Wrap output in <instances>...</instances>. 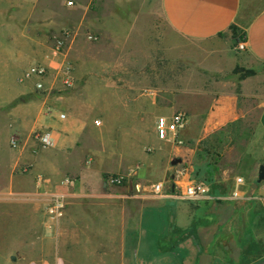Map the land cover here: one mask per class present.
I'll use <instances>...</instances> for the list:
<instances>
[{
    "label": "crops",
    "instance_id": "obj_1",
    "mask_svg": "<svg viewBox=\"0 0 264 264\" xmlns=\"http://www.w3.org/2000/svg\"><path fill=\"white\" fill-rule=\"evenodd\" d=\"M257 3L258 6L252 0H161V9L171 29L191 41L210 43L226 37L236 43L233 26L245 33V49H227L224 57L233 69L239 66L258 74L264 67V0ZM9 47L17 49V40ZM15 49L8 50L6 59L0 61L4 71L0 70V106L13 107L16 125L23 132L31 127L29 119L32 132L39 127L51 128L54 145L45 149L32 135L22 133L21 145L9 167L20 166L24 175L11 173L9 183L0 186V264H57L51 260L56 255L50 248L54 242L52 221L43 212L50 194L60 189L65 177L73 175L76 181L72 189L65 190L66 202L76 204L84 190L96 195L105 175L118 174L128 175L129 179L134 176L138 189L152 190L153 183H163L170 192L152 196L151 205L145 204V197L136 201L141 210L135 220L138 227L130 238V229L126 228L129 201H121L122 247L116 253L107 248L108 254L121 257L119 264H264V181H257L259 167L264 165V84H259L255 97H251L248 86L253 76L239 84L220 82L219 88L226 89L214 92L211 99L206 97L199 108L190 101L187 91L177 93L176 84L159 82L152 86L147 84L149 78L141 67L137 72L129 66L124 70L120 64L125 59H106L105 67H93L89 73L73 70L70 87L53 69L46 91H39L36 79L24 76L31 65L44 61L32 59L29 65L24 60L27 53ZM129 61L130 58L127 63L131 64ZM84 63L103 62L90 58ZM50 64L58 68L57 63ZM156 75L162 79V74ZM244 97H263L247 146L257 179L235 177L230 185L194 178L197 146L245 116L240 108ZM18 99L21 102L17 104ZM180 112L187 115V125L177 135L160 139L157 119H170ZM95 120L100 124L96 125ZM176 158L181 163L172 165ZM151 163L157 164L154 174L147 167ZM191 182L206 186L208 194L186 198L183 191ZM212 184L219 186L213 188ZM80 185H84L83 189Z\"/></svg>",
    "mask_w": 264,
    "mask_h": 264
},
{
    "label": "rangeland",
    "instance_id": "obj_2",
    "mask_svg": "<svg viewBox=\"0 0 264 264\" xmlns=\"http://www.w3.org/2000/svg\"><path fill=\"white\" fill-rule=\"evenodd\" d=\"M69 1L73 5H69ZM257 1L252 0L258 6ZM161 8V0H0V61L6 59L8 50L15 49L10 48L9 44L17 40L15 50L27 53L24 56L27 64L36 59L57 63L59 67L60 60L52 59L49 55L50 48L61 39L74 70L89 73L93 67H105L106 59H125L120 69L126 70L129 66L137 72L138 68H142L141 71L149 78L147 84L152 86L159 82L164 85L172 82L176 84L177 93L187 91L190 101L196 102L199 108L210 95L226 89L219 88L220 82L240 83L230 61L224 57L227 49L234 51L235 42L226 37L210 43L185 39L171 29ZM211 51L219 52L210 55ZM90 58L103 63H84L89 62ZM128 58L131 64L127 63ZM0 70L4 72L1 66ZM156 74H162V79H157ZM259 84H264V67L249 82L251 97H255L253 95ZM206 92L208 96H202ZM262 98L251 100L244 97L240 100V108L244 109L245 116L200 142L196 151L198 169L195 166L194 178L200 176L205 177V183L212 179L216 183L220 181L230 185L235 177L257 179L256 168L247 156V146L255 129ZM11 108L9 104L0 106V186L9 183L11 173L24 175L20 166L18 169L9 167L13 155L18 151L10 146L11 137L16 135L22 140V133L27 136L33 133L30 119L31 127L27 132L18 129L17 118ZM180 142L183 144V141ZM149 165V172L154 174L157 164ZM70 176L74 179L72 189L76 179ZM137 184V179L132 176L122 185L110 186L104 177L103 187L99 188L98 194H89L84 190L83 195L76 198L78 203L66 202V215L59 223H51L54 242L50 248L56 253L52 262L119 264L121 257L108 254L107 248H113L116 253L122 247L121 201H129L127 217H130L126 219L129 224H126V228L130 229V238L136 231L135 227H138L135 220L137 212L141 210L136 201L145 197V204L151 205L154 203L152 196L161 194L144 187L138 189ZM213 185L214 188L219 186ZM82 186L79 188L83 189ZM162 193L170 194L166 185ZM43 212L46 215V206Z\"/></svg>",
    "mask_w": 264,
    "mask_h": 264
},
{
    "label": "built area",
    "instance_id": "obj_3",
    "mask_svg": "<svg viewBox=\"0 0 264 264\" xmlns=\"http://www.w3.org/2000/svg\"><path fill=\"white\" fill-rule=\"evenodd\" d=\"M69 5H73L72 1L68 2ZM245 49L244 43L240 42L236 44L235 51H243ZM50 58L60 60L58 68H53L50 63L47 62H37L29 67L26 71L24 79H36V89L39 91H46L47 78L51 71L56 70L57 75H59L63 81V84L67 87L72 86V72L74 66L72 61L68 58L67 54L64 52V41L58 40L56 44L50 48ZM64 115H61L63 118ZM188 122L187 115L185 113H175L170 119L165 117H159L157 119V135L160 139L165 140L170 134L177 135L180 129H183ZM95 124L99 125L100 121L95 120ZM32 138L43 148H51L54 145V132L51 128L41 127L36 129L32 133ZM178 144L181 142L178 141ZM21 145V140L16 135H13L10 139V146L13 149L19 148ZM23 172H27V169H23ZM128 175L118 174L109 175L107 177V184L110 186H119L128 180ZM41 182V177L38 178ZM74 179L72 177H65L60 182V189L51 193L49 196V201L46 205V215L50 221H58L64 217L66 212V199L67 190H69L73 185ZM238 182L241 183L242 179L239 178ZM64 188V190H61ZM164 188L163 183H153L151 189L155 194L162 193ZM66 190V191H65ZM208 194L207 187L203 184L197 182H191L186 185L183 191V195L186 198L197 199Z\"/></svg>",
    "mask_w": 264,
    "mask_h": 264
},
{
    "label": "trees",
    "instance_id": "obj_4",
    "mask_svg": "<svg viewBox=\"0 0 264 264\" xmlns=\"http://www.w3.org/2000/svg\"><path fill=\"white\" fill-rule=\"evenodd\" d=\"M231 30L233 32V35H236V43L235 44H238L240 42H245L246 41V34L244 33H241L239 32L236 27H231ZM233 73L235 75H237L239 77L240 80H243V79H246L248 77H252V76H255L257 74V71H255L254 69H244L242 67H235L234 70H233ZM105 179L108 177V175H105L104 176ZM213 188H214V185L212 184Z\"/></svg>",
    "mask_w": 264,
    "mask_h": 264
},
{
    "label": "water",
    "instance_id": "obj_5",
    "mask_svg": "<svg viewBox=\"0 0 264 264\" xmlns=\"http://www.w3.org/2000/svg\"><path fill=\"white\" fill-rule=\"evenodd\" d=\"M178 163H181V159H179V158H176V159H174V160L171 162L172 165H177ZM257 181H258L259 183H261L262 181H264V165H261V166L259 167V171H258V179H257Z\"/></svg>",
    "mask_w": 264,
    "mask_h": 264
}]
</instances>
